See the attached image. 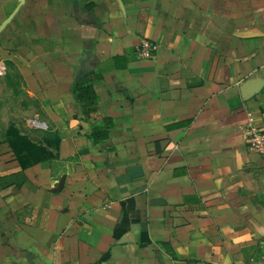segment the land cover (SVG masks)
Instances as JSON below:
<instances>
[{
  "label": "crops",
  "instance_id": "1",
  "mask_svg": "<svg viewBox=\"0 0 264 264\" xmlns=\"http://www.w3.org/2000/svg\"><path fill=\"white\" fill-rule=\"evenodd\" d=\"M235 1L0 0V66L60 140L43 160L0 143V264H264V158L246 144L264 128V12Z\"/></svg>",
  "mask_w": 264,
  "mask_h": 264
},
{
  "label": "rangeland",
  "instance_id": "2",
  "mask_svg": "<svg viewBox=\"0 0 264 264\" xmlns=\"http://www.w3.org/2000/svg\"><path fill=\"white\" fill-rule=\"evenodd\" d=\"M235 3L249 16L257 10L264 12V0H236ZM41 107L28 91L22 75L13 66H8L5 73L0 74V143L10 144L25 158L58 157L60 140L57 133L43 122L39 127L30 126V120H37L35 116Z\"/></svg>",
  "mask_w": 264,
  "mask_h": 264
},
{
  "label": "built area",
  "instance_id": "3",
  "mask_svg": "<svg viewBox=\"0 0 264 264\" xmlns=\"http://www.w3.org/2000/svg\"><path fill=\"white\" fill-rule=\"evenodd\" d=\"M154 47L148 43H143L138 46L137 53L141 58H152ZM5 73V69L0 66V74ZM42 123L38 120H30L31 128L39 127ZM246 144L249 148L257 151L264 158V128L258 126L254 120L251 119L249 126L246 128Z\"/></svg>",
  "mask_w": 264,
  "mask_h": 264
},
{
  "label": "trees",
  "instance_id": "4",
  "mask_svg": "<svg viewBox=\"0 0 264 264\" xmlns=\"http://www.w3.org/2000/svg\"><path fill=\"white\" fill-rule=\"evenodd\" d=\"M74 92L77 95L79 101L82 104V107L84 109V114L85 115H90L92 112L96 110V105L98 104V99L96 97V94L92 87L90 85H85L84 84V79L79 80L78 82L75 83L74 85ZM107 128L110 127L109 123H105ZM106 137L107 135H103ZM94 141H97L94 133Z\"/></svg>",
  "mask_w": 264,
  "mask_h": 264
}]
</instances>
